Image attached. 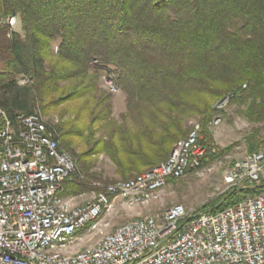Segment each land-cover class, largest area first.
<instances>
[{
  "label": "trees",
  "instance_id": "16d2710c",
  "mask_svg": "<svg viewBox=\"0 0 264 264\" xmlns=\"http://www.w3.org/2000/svg\"><path fill=\"white\" fill-rule=\"evenodd\" d=\"M12 16H19L24 35L1 24ZM104 71L117 75L127 95L121 122L111 118L110 106L103 119L95 116L104 103L97 88ZM69 82L63 103L45 107ZM225 97L262 125L246 139L250 154L264 149V0H0V111L14 122L37 108L87 100L86 116L49 128L69 155L80 142L92 150L96 145L122 181L167 161L189 136L187 120L202 116L205 126L213 102ZM97 123L103 125L95 130ZM97 132L105 137L96 142ZM204 136L200 144L213 160L212 139ZM65 184L74 192L89 189L77 177ZM262 193L264 182L229 191L202 212L217 213Z\"/></svg>",
  "mask_w": 264,
  "mask_h": 264
},
{
  "label": "built area",
  "instance_id": "2783aa9c",
  "mask_svg": "<svg viewBox=\"0 0 264 264\" xmlns=\"http://www.w3.org/2000/svg\"><path fill=\"white\" fill-rule=\"evenodd\" d=\"M15 21V16L6 19L11 32ZM230 99L216 108L224 109ZM0 115V264H264V193L217 213L189 212L180 205L160 217L142 216L82 257L42 258V247L69 242L68 230L88 229L90 215H98L99 223L107 211L88 205L64 215L59 203L70 201L63 195L64 184L79 177V170L60 151L57 130L40 127L37 112L18 115L14 122L4 112ZM176 146L178 153L158 170L132 182L106 185L99 195L113 205L127 196V189L195 169L208 154L203 145L193 146V137ZM224 180V193L263 183L264 149L247 155L240 169L230 170ZM157 221H165V228H157Z\"/></svg>",
  "mask_w": 264,
  "mask_h": 264
},
{
  "label": "rangeland",
  "instance_id": "374dc122",
  "mask_svg": "<svg viewBox=\"0 0 264 264\" xmlns=\"http://www.w3.org/2000/svg\"><path fill=\"white\" fill-rule=\"evenodd\" d=\"M15 17H17V24L12 32L24 35L20 18L19 16ZM6 19L1 22L3 26L6 25ZM59 42L60 41H56L51 46L54 57L57 56ZM109 75L113 76V74H110L108 71L100 73V80L97 88L101 93L98 95V98L104 96L100 98L103 99L104 103L101 108L95 112V116L98 119H103L105 114V112H103L104 108L110 106L111 118L121 122L122 117L127 114V95L120 85L119 90L114 92L105 84L104 77ZM20 81L21 85H26L28 83L26 79L24 80L20 78ZM67 91H69V93L71 91V82L60 84L59 92L55 98H52L53 100L50 99L47 101L45 107H47L52 101H62L61 98L66 97V94L64 93ZM225 98L213 102L212 109L214 115L205 126L202 122V116L193 117L187 120L189 134L195 129V127L200 126V140L202 141L204 139L205 133L211 137L213 143L211 146L212 152L210 151V154L217 158L213 160L205 158L197 168L187 172L184 177L170 180L166 186L157 193V196L146 204H141L133 209H128L122 200H115L111 209L103 215L100 222H97L90 228L80 232L75 243L72 244L67 251L76 252L84 247L93 245L98 242L104 234L111 233L117 227L139 218L140 216L160 217L173 205L180 204L189 212L201 213L204 209L217 204L221 197L226 194L224 193V190L226 189L224 180L225 176L230 172L231 168L237 161L250 154L246 139L255 129H260V127H262V125H256L249 122V120L241 113L244 108H241L236 104L231 105L229 102L224 109L218 110L216 107H218L220 101ZM67 99L70 100L71 97ZM89 99L91 100V98ZM92 103L93 105L96 104L93 101ZM86 105H89V103L87 104V100L80 102H67L61 106H49V108L45 110L37 108L35 112H39L48 125L58 127L62 123L76 120L79 116H86L87 113L84 109ZM100 115L101 117L99 118ZM216 117L217 119L220 118L219 123H215L217 119L213 121ZM83 123L86 127L91 125L87 121H84ZM102 125V123H97L93 127L96 130ZM93 127L91 128L92 130ZM89 135L90 133L88 132L84 136L85 138H88ZM104 137V133L97 132L94 141L97 142ZM80 144L81 145L75 147L74 155H70L77 161L79 170V177L77 178H79L81 182L87 183L89 189L85 187L79 190V192H74L68 188V184H64L63 194L65 198L70 200L69 202L71 205L75 207L92 202L95 195L102 190L103 186L123 180L116 175V168L109 157L96 150V145L94 146L95 149L92 150L86 145H82V142H80ZM83 153L89 155V158H84V156H82ZM75 177L76 176H73V178Z\"/></svg>",
  "mask_w": 264,
  "mask_h": 264
},
{
  "label": "bare ground",
  "instance_id": "6f19581e",
  "mask_svg": "<svg viewBox=\"0 0 264 264\" xmlns=\"http://www.w3.org/2000/svg\"><path fill=\"white\" fill-rule=\"evenodd\" d=\"M16 24H17V21H15V25ZM110 80H112V81H110ZM104 82L107 86H109L111 88L112 91L116 92L117 90H119V85L117 84V78H115L114 76H112V75L111 76H105ZM219 106H220V103H219ZM38 120H39L40 127H47L48 129H50L49 125L47 124V122H45V120L43 119L41 114H39V112H38ZM216 122L219 123L220 118L217 119L215 121V123ZM199 130H200V126L195 127V129H193L192 132H190L189 136L187 138H184L183 140H190L193 137V146H200L201 145L200 144L201 137H200V133H197ZM60 151H62V150L60 149ZM62 153H64V155H67V157L69 159H71V161L74 162V166H77V161H75V159L73 157H71V155H69L65 151H62ZM176 153H178V146L175 145L171 155H175ZM246 159H247V156L245 158L237 161L233 165L231 170L240 169L241 164L245 163ZM158 168H160V164L158 166L154 167L152 170L146 171L144 173H152V172L158 170ZM187 171L188 170L173 171V172H170L169 174H165V176H163V178L160 181H158L157 183L145 185V186L140 187V188L127 189V196H120L118 199L122 200L125 203V206L129 209H133L134 207H137L141 204H146L151 199H153L155 196H157V193L162 188H164L166 186L167 181L169 179H180L187 174ZM139 176L140 175H137V176L133 177L132 179H130L128 181H123V182L135 181V179L139 178ZM118 182H121V181H118ZM102 188L106 189V186H103ZM88 205H95L98 208V210H101V211H109L111 209V206H112L111 202L109 200H104V198H101V195H99V192H98L95 195V198L92 202H89V203L82 205V206H76V207L72 206L70 202L59 203V210L63 211L64 215H75L76 213H79V211L83 210V208L87 207ZM177 206H180V204L179 205H173L169 209H172V208L177 207ZM140 218H142V216H140L139 218H136V219H140ZM136 219H134V220H136ZM134 220H131L129 222H132ZM95 222L96 223L98 222V215H90L87 218V226H89L90 224H93ZM126 225H127V223L117 227L111 233L104 234V236H102L100 238V240H98V242H96L95 244L84 247V248H82L76 252H68L67 250L72 244L75 243V241L77 240V237H78V233H80V231H82V228H71L70 230L67 231V238H71V240L69 242H63L60 244H56V246L42 247L41 248L42 258H44V259L57 258L60 260L77 259V257H82V256L86 255L88 252H90L91 250L95 249L97 245H99L101 242H104L106 239L112 238L113 236H116L117 231H119L121 229H126ZM157 228H165V221H157Z\"/></svg>",
  "mask_w": 264,
  "mask_h": 264
}]
</instances>
